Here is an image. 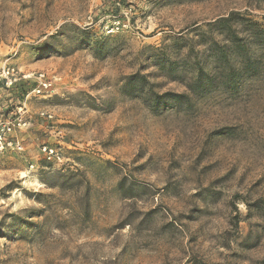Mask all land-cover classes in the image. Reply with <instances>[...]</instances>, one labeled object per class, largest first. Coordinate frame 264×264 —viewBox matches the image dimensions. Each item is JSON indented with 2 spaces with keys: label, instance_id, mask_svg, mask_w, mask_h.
Here are the masks:
<instances>
[{
  "label": "rangeland",
  "instance_id": "rangeland-1",
  "mask_svg": "<svg viewBox=\"0 0 264 264\" xmlns=\"http://www.w3.org/2000/svg\"><path fill=\"white\" fill-rule=\"evenodd\" d=\"M261 28L264 0H0V264H264Z\"/></svg>",
  "mask_w": 264,
  "mask_h": 264
},
{
  "label": "trees",
  "instance_id": "trees-1",
  "mask_svg": "<svg viewBox=\"0 0 264 264\" xmlns=\"http://www.w3.org/2000/svg\"><path fill=\"white\" fill-rule=\"evenodd\" d=\"M228 19L227 18H223L222 19V23H227ZM224 28H226L227 30V35H229V40H231V42H234V43H238L239 42V39H237V35L233 32V31H230L231 30V26L229 24H227L226 26L224 25ZM254 38L256 39H262L264 41V28H261V30H257L256 34L253 35ZM237 48H241L242 45L241 44H235ZM15 85H18L19 88L23 91L25 90V88L27 87V84L25 82H22L20 80H18L17 82H15ZM263 263H264V259H263Z\"/></svg>",
  "mask_w": 264,
  "mask_h": 264
},
{
  "label": "built area",
  "instance_id": "built-area-1",
  "mask_svg": "<svg viewBox=\"0 0 264 264\" xmlns=\"http://www.w3.org/2000/svg\"><path fill=\"white\" fill-rule=\"evenodd\" d=\"M8 74H10V76H12L10 79H9V83H15L17 82L19 79H21L20 77H16L14 76L13 74V69H10L7 71ZM36 80H37V90L40 91L42 86H47V83L44 81L45 77H44V74L43 73H38L37 76L35 77ZM42 85V86H41Z\"/></svg>",
  "mask_w": 264,
  "mask_h": 264
}]
</instances>
